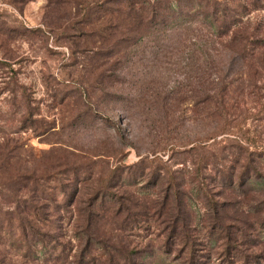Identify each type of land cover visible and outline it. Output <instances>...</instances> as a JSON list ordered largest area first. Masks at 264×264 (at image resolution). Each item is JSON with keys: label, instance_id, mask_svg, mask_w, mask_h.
Segmentation results:
<instances>
[{"label": "rangeland", "instance_id": "obj_1", "mask_svg": "<svg viewBox=\"0 0 264 264\" xmlns=\"http://www.w3.org/2000/svg\"><path fill=\"white\" fill-rule=\"evenodd\" d=\"M108 1L115 5L112 0H0V146L7 147L12 157L8 160L0 157V228L6 232L5 235L1 233L3 245L0 244V250L14 264L26 260L25 244L16 238V214L21 211L22 202L27 203L31 188L37 187L35 183L43 187L33 193L34 197L41 193L45 198H50V194L53 199L51 204L42 201L39 204L48 205L43 207L46 213L52 210L50 217L53 227L58 228V240L67 242L73 234V223L69 218L73 206L64 205L66 197L62 194L69 178L63 165L66 158L69 159L66 161L76 165L84 152L93 155L104 151L106 155H112L104 160L105 164H100L98 157L93 159L101 165L99 171L107 172L116 167L132 166L141 158L151 159L152 153L163 162H172L173 169H183L181 162L189 163L196 153L201 152L208 157L214 155L213 162L220 167L235 165L236 157L238 168L246 153H252L260 172L264 174V11H248L246 14L243 8L250 9L253 0H208L210 4L225 5V17L220 19L219 13L216 16L218 23L226 20L228 24L230 17L237 16L234 21L237 32L233 33L248 36L250 40L247 52L243 53L238 46L225 43L229 38L224 40V46L211 43V38H215L209 24L212 19L198 15V12L209 11V7H197L190 0H144L157 5L159 13L165 3L174 2L169 21L178 18L177 29L173 26L174 32L163 36L156 33L155 27V35L136 45V53L127 59L121 71H117L120 65L115 73L104 69L108 74L106 81L110 83L111 80L114 88L110 90L105 85L101 92L95 89L97 84L90 73L98 60L96 53L99 46L98 39L92 37L101 27L97 29L94 26L97 15L88 13L92 9L94 12L97 4L100 6ZM184 28L187 29L184 31ZM227 30L226 26L223 33ZM232 35L228 33V37ZM118 36L121 39L131 37L127 34ZM153 37H162L164 41L161 44L176 45L173 54L162 58L166 64L156 61ZM178 39H181L180 42ZM189 51L197 54L200 58L198 62L203 66H207L204 60H209L208 63L215 66L214 70H220L213 72L211 79L207 78L208 87L216 86L217 76H222L225 84L232 82L225 98L230 123L229 127H225L227 131L220 133V126L217 129L214 127L215 124L206 116L210 110L201 107L191 111V106L186 103L189 101L181 104L179 111L170 110L168 115L157 111L142 114L145 112H138L137 108L132 109V113H126L115 98L109 100L110 97L105 96L117 92L126 100H137L158 88L169 92L171 88L175 90L177 86L189 84L184 79L185 72H188L185 64ZM227 61H232V65ZM146 74L149 76L145 77ZM160 83H165L166 88L161 89ZM149 88L152 91L148 93ZM81 92H84L83 96ZM186 96H189L188 93ZM143 98L151 100L147 96ZM95 108L121 127L119 134L123 141L114 133L117 129L114 123L107 126L97 119L100 116L94 114ZM207 132L209 136L219 133L215 139L205 143L208 146L205 151L197 144H187L188 140L205 137ZM192 147L196 152L192 151ZM156 165L149 166L155 169ZM97 170L98 167L94 172ZM15 174H27L32 178L25 184L7 180ZM127 183L128 179H125L120 185L129 190L128 185L131 184ZM215 183L210 182L209 188L215 190ZM259 188V185L254 186L255 190ZM42 190H48L49 194H43ZM148 192H151L150 188H143L142 193ZM224 196L234 203L226 208V212L231 230L235 231L237 195L234 198L225 193ZM193 200L200 203L197 196H193ZM27 205L30 207L29 203ZM98 227L101 228L102 224L99 223ZM142 237L144 234L139 233L135 242ZM30 245L29 264H50L44 261L51 252L49 248L38 254L41 247L34 242ZM205 245L210 248L211 244L208 241ZM258 247L256 254L260 257L257 261L264 264V239ZM154 252L144 264H179L173 254L160 255L155 249ZM206 254L204 264H228L220 261L213 252Z\"/></svg>", "mask_w": 264, "mask_h": 264}, {"label": "trees", "instance_id": "obj_2", "mask_svg": "<svg viewBox=\"0 0 264 264\" xmlns=\"http://www.w3.org/2000/svg\"><path fill=\"white\" fill-rule=\"evenodd\" d=\"M190 1L196 3L197 7H209L210 13L203 11L198 12V15L212 19L209 23L213 31L212 37H215L210 40L212 44L224 46V40L229 38L225 41L226 44L238 46L241 52H247L249 37L233 33L235 30L237 32V24L234 22L237 16L230 17L228 24L226 20L218 23L216 16L219 13L220 19L225 17L226 8L223 7L225 5L210 4L208 0ZM109 2L100 6L97 4L95 11L92 12V9L88 13L97 15L94 26L98 27L97 29L101 27L95 32L96 35L92 34V38L98 39L99 46L96 53L98 60L90 72L97 84L95 89L101 92L105 85H108L110 90L114 88L111 80V84L106 81L108 74L103 71L104 69L108 68V72H114L120 65L117 71H121L127 59L136 53V45L141 44L148 36L155 35V27L157 34L165 36L166 33L174 32L173 26L177 29L175 24L179 21L177 17L169 21V13L174 7L172 1L164 4L161 13L157 12L158 6L149 1L112 0L116 6ZM250 5V9L243 8L246 14L248 11H264V0H253ZM226 26L228 30L224 34ZM186 29L184 28V31ZM229 32L233 34L231 37H228ZM125 34L131 37L121 39L118 36ZM180 40L178 39V42ZM163 41L162 37H153L156 61L166 64L162 58H166L169 53L173 54L176 45L171 43V40L169 42L171 46L161 44ZM231 51L236 54V51ZM123 58L126 60L123 61ZM199 59L194 51L187 56L185 69L188 72H185L184 79L189 81V84L177 86L175 90L171 88L169 92H164L159 88L153 91L149 88L148 93L152 91V94L145 93L137 100H126L117 92L105 96L110 97L109 100L115 98V102L121 103L124 107L122 110L126 113H132L134 112L132 109L137 108L138 112H145L142 114L157 111L168 115L170 110L179 111L181 104L189 101L186 103L191 106L190 110L193 112L201 107L210 110L206 113L207 118L211 119L216 129L220 126V133L225 132L227 131L225 127L230 125L226 115L225 98L232 82L225 84L222 82V76L214 74L217 76L216 86L208 87L207 78L211 79V75L217 70H214L215 66H211V62L208 63L209 60H204V65L207 66H203L198 62ZM227 63L232 65V61ZM148 76L149 74L145 75ZM122 79L126 80L125 77ZM209 83L213 84V81ZM165 85L160 83L159 87L165 89ZM187 93L189 96H186ZM83 95L84 92H81V96ZM143 96L151 100L146 101ZM93 112L100 116L97 119L104 125L111 126L114 123V126H117L114 133L123 141L119 134L121 127L114 120L102 116L96 108ZM217 134L211 133L209 136L207 132L205 137L188 140L187 144H197L199 149L205 151L208 148L205 143L215 139ZM191 149L196 152L194 147ZM204 153H196L189 163L181 162L183 169H173L172 162H163L152 153L151 159L141 158L132 166L116 167L113 171L107 172L99 171L100 164H105L104 160L112 156L106 155L104 151L93 155L84 152V156L80 157L81 161L76 165L71 160L73 163L66 161V158L63 165L69 178L66 179L62 194L66 197L64 205L73 206V211L69 212L73 234L67 242L58 240L56 234L58 228L53 227L50 217L52 210L46 213L43 207L48 205L39 204L41 201L51 204L53 199L48 190H42V193H48L50 198L48 196L45 198L41 193L40 196L34 197L33 193L43 187L35 183L37 187L31 188L29 192L31 196L26 201L30 207L23 201L21 211H17L16 214L18 222L16 238L25 244L27 253L24 255L26 260L23 263L15 264H29L31 242L41 247L38 254H42V250L50 249V254L44 258V261L50 264H144L145 259L153 257L154 249L160 255L173 254L179 264H204L206 253L209 252H213L220 261L228 264H259L257 259L260 256L256 252L264 239V174L260 172L258 162L252 153H246L238 168L236 157L235 165L227 168L217 166L213 162L214 155L208 157ZM1 156L4 160L12 159L9 149L4 146H0ZM94 157H98L101 163L98 164ZM155 163L156 168L152 169L149 165ZM96 167L98 170L94 172ZM31 178V175L15 174L13 177H7V180L25 184L31 181ZM125 179H128L127 184H131L128 185L129 190L120 185ZM210 182H216L213 184L215 190L209 188ZM256 185H259V190L254 189ZM145 187L150 188L151 192L142 193ZM225 193L234 198L237 195L235 231L231 230L232 225L228 222L226 212V208L233 206L234 203L230 199L227 200ZM193 196H197L200 203H195ZM99 223L102 224L101 228L98 227ZM1 233L6 234L3 228H0V237ZM139 233H143L144 237L135 242ZM208 241L211 244L210 248H206L205 245ZM0 244L3 245L1 240ZM0 264H14L3 250H0Z\"/></svg>", "mask_w": 264, "mask_h": 264}]
</instances>
